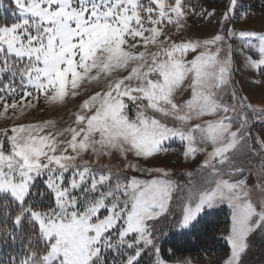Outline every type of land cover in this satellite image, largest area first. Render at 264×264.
<instances>
[{"label":"snow or ice","instance_id":"snow-or-ice-1","mask_svg":"<svg viewBox=\"0 0 264 264\" xmlns=\"http://www.w3.org/2000/svg\"><path fill=\"white\" fill-rule=\"evenodd\" d=\"M0 9V242H20L7 264H169L160 241L206 229L222 206V264H244L264 239V135H252L264 100L242 95L233 73L238 48L252 83L264 84V25L248 28V12L237 20L238 0L207 37L185 33L215 10L186 0ZM70 103L64 126L24 120ZM170 152L198 164L184 184L142 166Z\"/></svg>","mask_w":264,"mask_h":264},{"label":"rangeland","instance_id":"rangeland-1","mask_svg":"<svg viewBox=\"0 0 264 264\" xmlns=\"http://www.w3.org/2000/svg\"><path fill=\"white\" fill-rule=\"evenodd\" d=\"M187 4L195 5L197 8H204L207 11L216 12V16L212 22L205 20H198L193 17L189 20V29L185 33L188 37H207L210 34L219 30V25L215 23L220 19L228 0H198L186 1ZM4 8H7V0H4ZM248 12L249 17L247 20V27L259 31L264 25V10L252 11L250 9H245L241 5V0H238V9L236 13V18L239 20L241 13ZM5 15L3 9H0V16ZM232 27L233 25H228ZM235 26L239 28L240 23H236ZM235 47V43L233 45ZM236 68L233 73V80L235 82L236 88L241 92L242 95L249 97L250 101L256 105H259L262 100H264V84L256 85L253 84V79H258L259 77H254V74L250 73L242 65V57L239 55V49H236ZM191 58V57H189ZM43 107V106H42ZM73 105L70 103L67 108L57 109V110H44L43 112L33 111L31 114L27 115L25 121H42L47 119H53L58 122V126H64L69 120V109H72ZM2 126V124H0ZM257 134L264 135V122L260 120L255 121V126L252 128V135L255 137ZM174 148L178 147V142L172 145ZM249 157L247 155H240L238 157V162L248 164ZM135 162V161H134ZM142 166H163L170 169L173 173L174 178L181 184H184L187 177L184 175L186 171H193L197 168L198 164L192 161H184L183 159H177L174 153H168L167 155H161L158 159L152 162V165H142ZM124 175H131L132 173H123ZM248 175V172H245ZM198 180L199 177H196ZM257 174L253 170L250 176L249 183L255 184L257 182ZM227 209L226 206H222ZM228 213V210H227ZM229 217V216H228ZM172 233H176L173 229ZM162 241V240H161ZM160 241V244H161ZM144 258H148L145 256ZM166 258V257H165ZM226 258V257H225ZM224 258V259H225ZM168 259V258H166ZM223 259V260H224ZM191 260L192 264H214L209 259L200 260L192 256H181L175 259H169V264H175L177 261H187ZM222 260V261H223ZM222 261L219 264H222ZM244 264H264V239L257 236L250 247L248 253L244 257Z\"/></svg>","mask_w":264,"mask_h":264},{"label":"trees","instance_id":"trees-1","mask_svg":"<svg viewBox=\"0 0 264 264\" xmlns=\"http://www.w3.org/2000/svg\"><path fill=\"white\" fill-rule=\"evenodd\" d=\"M195 1L198 0H186ZM203 1V0H202ZM245 9L252 11L264 10V0H241ZM229 223L227 209L222 207L212 217V223L206 229L198 228L184 235L171 233L169 238L161 241V250L164 257L175 259L181 256H192L200 260L209 259L214 264H219L227 255L229 249L222 239V233ZM20 252V242L15 245L11 241L0 242V262L7 264L11 257ZM148 258H144L147 264Z\"/></svg>","mask_w":264,"mask_h":264}]
</instances>
